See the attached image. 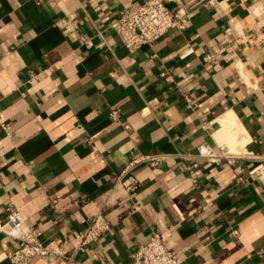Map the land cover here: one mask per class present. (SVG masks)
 Wrapping results in <instances>:
<instances>
[{
  "label": "crops",
  "instance_id": "0c3cea01",
  "mask_svg": "<svg viewBox=\"0 0 264 264\" xmlns=\"http://www.w3.org/2000/svg\"><path fill=\"white\" fill-rule=\"evenodd\" d=\"M146 1L0 0V221L61 241L31 264H132L152 234L181 264H264V179L197 155L232 119L264 156V0H181L186 29L130 53L109 24ZM142 156L162 159L126 171ZM97 213L110 229L80 250ZM16 248L0 234V264Z\"/></svg>",
  "mask_w": 264,
  "mask_h": 264
},
{
  "label": "built area",
  "instance_id": "2783aa9c",
  "mask_svg": "<svg viewBox=\"0 0 264 264\" xmlns=\"http://www.w3.org/2000/svg\"><path fill=\"white\" fill-rule=\"evenodd\" d=\"M192 11L181 0H147L135 9H125L120 12L119 18L109 24V27L119 37L123 46L130 53L143 47H152L154 43L170 31L181 32L186 29ZM237 44L245 42L246 37L236 33L234 28L227 30ZM212 60L206 55L205 62ZM217 123V134L221 123ZM222 135L213 139V146L200 145L197 150L199 158L205 161H224L234 164L239 161L248 163V174L258 179H264V156L249 150L246 131L240 123L228 119L224 122ZM204 128L212 129L209 123ZM162 156H142L134 158L126 171L133 166L148 162L156 165ZM117 189L120 195H129L139 188L138 182L132 175L119 180ZM4 220L0 221V234L17 244V248L7 254L10 264H31L35 258L53 260L63 257L62 243L58 239H50L47 243L38 240V234L32 228L26 227L19 212L12 206L4 210ZM110 229V224L103 213L95 214L86 224L79 240V249L95 243ZM264 257V248L260 251ZM132 264H181L180 258L170 252L159 234H152L149 241L137 248L131 255Z\"/></svg>",
  "mask_w": 264,
  "mask_h": 264
}]
</instances>
